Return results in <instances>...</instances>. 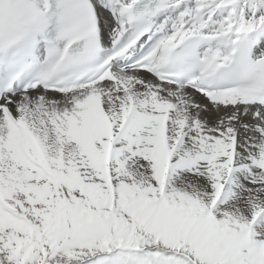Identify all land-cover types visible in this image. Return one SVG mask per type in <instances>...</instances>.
Wrapping results in <instances>:
<instances>
[{
	"label": "snow or ice",
	"instance_id": "6c2138e0",
	"mask_svg": "<svg viewBox=\"0 0 264 264\" xmlns=\"http://www.w3.org/2000/svg\"><path fill=\"white\" fill-rule=\"evenodd\" d=\"M0 264H264V0H0Z\"/></svg>",
	"mask_w": 264,
	"mask_h": 264
}]
</instances>
